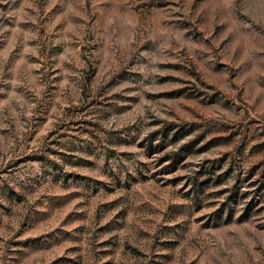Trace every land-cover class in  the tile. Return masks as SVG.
<instances>
[{
  "label": "rangeland",
  "instance_id": "rangeland-1",
  "mask_svg": "<svg viewBox=\"0 0 264 264\" xmlns=\"http://www.w3.org/2000/svg\"><path fill=\"white\" fill-rule=\"evenodd\" d=\"M0 264H264V0H0Z\"/></svg>",
  "mask_w": 264,
  "mask_h": 264
}]
</instances>
